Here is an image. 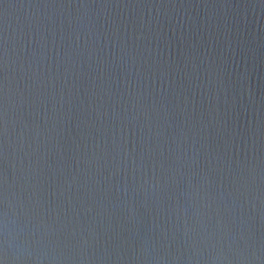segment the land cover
I'll return each mask as SVG.
<instances>
[{"label":"water","instance_id":"1","mask_svg":"<svg viewBox=\"0 0 264 264\" xmlns=\"http://www.w3.org/2000/svg\"><path fill=\"white\" fill-rule=\"evenodd\" d=\"M0 264H264V0H0Z\"/></svg>","mask_w":264,"mask_h":264}]
</instances>
